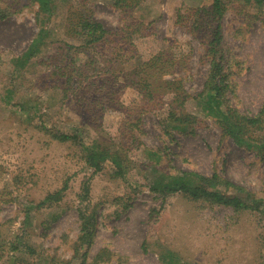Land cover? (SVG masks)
<instances>
[{
	"label": "rangeland",
	"instance_id": "374dc122",
	"mask_svg": "<svg viewBox=\"0 0 264 264\" xmlns=\"http://www.w3.org/2000/svg\"><path fill=\"white\" fill-rule=\"evenodd\" d=\"M213 1L141 0L124 10L114 0H52L46 12L34 0H0V264H264V140L249 146L248 137L225 134L205 114L203 100L194 98L210 67L207 39L216 33L229 104L259 117L255 136L264 138V4L220 0L222 14L214 15L207 13ZM198 8L199 14L206 10L205 21L195 31L188 14ZM77 10L114 32L141 20L148 32L134 40V54L146 59L165 50L181 58L179 67L156 82L160 101L151 105L130 84L119 88L121 73L135 64L127 55L98 63L95 72L88 69L89 93L81 87L77 97L61 90L65 78L58 67L64 62L46 56L55 54L57 40L79 43L67 29L68 16ZM39 36L37 52L25 60ZM75 53L77 63L86 60L72 48ZM164 79H182L187 111L201 119L193 133L163 131L173 96L161 85ZM138 117V125L125 123ZM41 121L86 128L88 142L123 156L124 174H114L110 161L95 171L78 146L53 139L38 127ZM160 171L216 174L235 186L214 187L259 208L183 191L160 193L150 188L152 179L168 180ZM58 190L59 200L38 205ZM85 218L89 225L83 230ZM18 236L33 252L12 249Z\"/></svg>",
	"mask_w": 264,
	"mask_h": 264
},
{
	"label": "trees",
	"instance_id": "16d2710c",
	"mask_svg": "<svg viewBox=\"0 0 264 264\" xmlns=\"http://www.w3.org/2000/svg\"><path fill=\"white\" fill-rule=\"evenodd\" d=\"M34 1H37L39 8L46 12L51 9L52 0ZM257 1H262L264 4V0ZM140 2L141 0H114L113 4L116 7H121L122 9L127 10L129 8L137 7ZM219 5H221L220 0H214L213 6L207 9V13H210L209 11L212 10L214 15H216L215 13L221 15L222 11ZM199 11L200 8L194 10L193 13L188 14V16L192 17L195 31L201 28V24L204 20L202 15L206 13V10H204L199 14ZM68 18L67 29L69 34L78 39L79 43H74V45L65 43L63 40H57L55 54L52 56H46L47 59H55L59 56L58 60L64 62V65H60L58 68L63 69L61 76L65 79L61 83V90L65 91L66 95L67 93H71L73 95L77 94V97H79L81 87L88 89L89 93L91 91L92 84L90 78L92 75L88 73V69L95 72L97 71L96 65H98V63H110L115 56L127 55L126 61L134 58L135 64L130 69L121 73L122 76L124 75V84L119 83V88H123L130 84L131 86L143 90L144 98H147L148 103L151 105H154L152 103H154L155 99L160 101V96L156 91L158 89L156 82L161 78L163 79L165 74L171 73L174 68L179 67V61L181 58L171 56L165 50L152 54L146 59L140 54H134L136 51L134 40L141 36H145L148 32L146 31L148 26L145 25L143 21L131 19L125 27L114 32L106 28L98 20L94 19L92 15L86 14L82 10L74 11V18L71 17V14ZM198 33H201V31H198ZM115 36H117V38H115ZM40 38L41 37L39 36L35 42L32 43L29 50L23 54L25 60H28L37 52ZM218 38V35L213 33L210 35L209 39H207V48L204 58L208 59L211 57L209 62L210 67L203 88L196 93L194 98L203 100L202 109L205 111V114L215 117L225 134L238 139L248 137L249 146L258 145L260 147V144H262L260 141L262 140L263 142L264 138L259 135L255 136V131L261 123L260 118L242 114L229 104L228 96L226 94L229 84L224 80L223 77H225V73L221 70L222 65L216 59L215 43ZM72 48H75L77 52L86 54V60L82 61V63H77V53L72 55ZM110 74L114 76V73L110 72ZM115 76H117V74H115ZM98 80L101 79L98 78ZM181 82L182 79H164V82L161 83L168 92L173 94L171 98L172 101H170L171 105L166 111V114L162 116V128L164 132H170L169 130L171 128L172 131L176 130L179 132L193 133L196 126H198V123L201 121L198 114L187 111L188 108L185 103L188 100V95L183 89ZM101 86L105 87L107 84L101 83ZM108 87L114 88L116 85L109 84ZM90 103H92V99L89 100V104ZM85 106L89 109L93 105L85 104ZM88 119L90 120V117ZM139 121L140 119L138 117L134 120L127 119L125 120V123L129 127H133L134 125H138ZM38 127L45 129L53 139H58L62 142L71 141L78 146L83 152L88 165L93 167L95 171L100 170L106 161H110L114 174H124L123 156L118 151H113L108 146H101L97 141L90 140L88 142L86 139L88 138L86 128L75 125L63 129L54 125L48 126L43 121L38 123ZM256 141H258V143ZM156 155L160 154L157 152ZM158 175L168 180L152 179L150 188L163 194L183 191L192 198H208L209 200L232 205L236 208H259V205L255 207L236 194L227 193L224 190L219 189V187H214L217 183L224 184L227 187L235 186L229 180L220 179L216 174L206 176L193 171H180L176 174L169 173V171H160ZM60 190L54 192L56 193L55 197L54 194L47 195L38 205H42L49 200H59L61 195H59L58 192ZM87 225H89V222L85 218L82 224V229H86ZM82 237L83 235L81 238ZM20 246H24L30 252H33L32 247L24 242L23 237L18 236L17 241L12 242L11 247L14 250H18Z\"/></svg>",
	"mask_w": 264,
	"mask_h": 264
}]
</instances>
